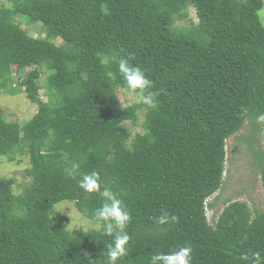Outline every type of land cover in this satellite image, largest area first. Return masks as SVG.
<instances>
[{"label":"trees","instance_id":"obj_1","mask_svg":"<svg viewBox=\"0 0 264 264\" xmlns=\"http://www.w3.org/2000/svg\"><path fill=\"white\" fill-rule=\"evenodd\" d=\"M8 2L0 6V86L24 89L38 110L21 123L0 107V157L31 163L20 194L13 177L0 176V264H88L89 255L107 264L111 237L95 227L71 231L68 218L54 214L68 200L92 220L103 203L67 174L73 164L97 172L130 212L128 255L118 264H149L186 245L192 264L264 257V209L235 199L215 224L207 214L224 182L227 139L247 121L256 133L264 114L263 0ZM190 7L198 21L181 28ZM17 18L42 23L46 35L32 36ZM121 58L152 81L154 108L123 104ZM142 109L145 131L133 136L124 123ZM247 139L252 149L254 136ZM261 177L264 188V165ZM164 213L178 222L157 223Z\"/></svg>","mask_w":264,"mask_h":264},{"label":"rangeland","instance_id":"obj_2","mask_svg":"<svg viewBox=\"0 0 264 264\" xmlns=\"http://www.w3.org/2000/svg\"><path fill=\"white\" fill-rule=\"evenodd\" d=\"M264 1V0H263ZM10 4L8 0H0V6ZM190 14L187 18L177 21L181 28H190L193 23L198 21L196 11L190 7ZM260 17L264 23V7L259 11ZM32 36H45L46 31L42 23L29 24L26 21L17 18ZM57 44H61V39H57ZM49 72L42 71L40 77V94L43 100H50V89L47 87ZM119 95L124 105L139 102V95L128 89L120 88ZM0 107L4 109L5 117L8 120H17L21 123L29 120L38 110L37 104L33 103L27 96L24 89L20 92L10 93L0 86ZM146 110L142 109L138 113L137 121H126L124 125L134 136L137 133L145 131ZM258 129L253 133V125L247 121L244 127L236 134L227 139L226 150L227 160L224 172V182L220 190L208 199L213 206L208 207L207 214L211 224H215L218 216L222 212L228 200L247 201L253 210L264 209V188L262 184V168L264 165V122L256 121ZM253 135L254 139L251 145L247 139ZM16 157H20L17 156ZM15 157V158H16ZM30 159L23 156L21 161L11 160L9 157H0V176L13 177L15 184L13 190L20 194L30 182L26 169L30 167ZM55 215H63L68 218V227L71 231L79 228L85 230L94 227V222L85 217L75 206L74 202L64 200L55 205Z\"/></svg>","mask_w":264,"mask_h":264},{"label":"clouds","instance_id":"obj_3","mask_svg":"<svg viewBox=\"0 0 264 264\" xmlns=\"http://www.w3.org/2000/svg\"><path fill=\"white\" fill-rule=\"evenodd\" d=\"M119 73L121 74L127 89L139 95L140 102L148 107H155V95L148 91L152 86V81L145 75V72L139 67L129 63L126 58H121L118 64ZM246 112L247 109H244ZM258 121H264V114L258 116ZM79 166L73 164L71 169L65 171L70 177L79 176L78 184L80 189L85 193H97L103 203L97 208L92 220L95 229L99 230L104 236L112 238V242L107 246L105 254L107 264H118V261L128 255V245L130 236L126 231L128 224L131 222L130 212L123 206L122 200L111 191L108 187H102L103 182L97 172L81 174L78 171ZM179 217L169 216L167 213L157 218V223L165 224L169 221L178 222ZM191 246H181L170 252L156 253L151 256L149 264H192ZM88 264H95L92 257L86 256ZM244 259H249L244 257ZM251 264H264V257L260 252L251 254Z\"/></svg>","mask_w":264,"mask_h":264}]
</instances>
